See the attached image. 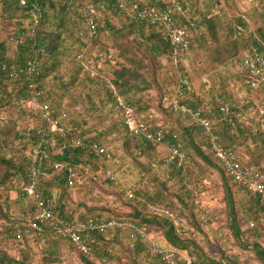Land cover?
Returning <instances> with one entry per match:
<instances>
[{
  "label": "trees",
  "instance_id": "obj_1",
  "mask_svg": "<svg viewBox=\"0 0 264 264\" xmlns=\"http://www.w3.org/2000/svg\"><path fill=\"white\" fill-rule=\"evenodd\" d=\"M0 1L2 3L0 8L2 17L14 19L17 24V29L9 37L10 41H0V81H12L15 86L19 87L22 85L18 95L24 97L23 102L27 99V75L16 71L24 66L29 59L39 58L42 61L39 77L42 79L44 88L45 78L58 72V58L63 54L62 46L66 35L75 40L72 45L76 42L78 45L81 44L80 49L73 56L77 61L79 71L82 70L83 65L79 60V55L82 53V48L86 46L87 35L83 37L79 35V31L84 30L85 24L71 0H30V6L36 5L39 9L37 14H40V24L35 39H31L26 34L31 27V19L33 18L30 7H22L20 0ZM92 1L98 4L99 9L104 7L102 19L98 20V37L93 40L96 46V51L94 49L95 59H99L101 55L111 54L110 49H101L102 34L105 32L115 38L112 42L117 40L118 36L121 40H125L124 42L113 43L120 48L118 56L122 57L126 64L114 71L112 84L117 94L127 104L133 106L143 120L153 123L152 130L154 132L159 130L163 132L164 143L132 135L125 126L123 119L119 124L105 125L103 130L91 136L94 129L92 125L88 124V118L93 114L102 115L105 107L112 103L115 104L116 96L114 90L108 87L103 77L90 74L83 78V86L89 85L90 89L93 88L86 95L88 102L84 101L81 105L83 110L75 111L70 116L68 112L60 110L48 102L51 104L55 117H61L63 112L67 113V117L62 118V121L63 124L68 125V129L63 132L51 131L48 128V122L41 117L39 119L41 125L20 130L12 125V127H5V130L2 129L1 132L12 133L13 138H15L13 140H18L20 143L18 150L21 153H17L15 156V151L8 147V141L0 138V190L4 198L0 199V221L2 224L0 235L4 239L13 240L18 247V254H12L0 247V264H53L60 261L61 246L66 240L57 237L51 225L43 226V231L33 229L30 222L31 214L37 211L36 203L30 196L22 194L16 184L18 181H28L34 163L31 153L40 144L43 147L41 152L46 154L45 156L42 154L40 158L39 168L45 172L39 187L40 192L44 197H48L54 194V189H60L62 199L65 201V203L60 202L59 204L60 214L76 225L92 223L85 230V233L88 234L86 239L90 245L89 252L84 253L78 250L79 256L85 264H95V261L102 264H114V261L117 264H145L141 260L142 255L145 256L149 264H189L180 258L178 251L186 252L191 259V264H247L242 262L239 257L233 259L227 253H223L218 259L210 257L203 247L190 237L194 231L182 229L188 234H181L175 226V220L163 212V210L169 209L174 212L177 218L190 214L196 230L205 233L200 223L196 221L195 215L190 212L191 206H194L195 195L184 182L183 168L179 167L176 161L166 164L164 159L167 154L160 155V148L164 149L166 143H180L185 150L187 154L185 162L188 165L186 173L190 175V180L193 181L194 173L197 171L196 175L202 176L204 173H208L209 169L216 170L222 175L227 211L226 228L231 231L235 242L242 249L251 251L256 261L259 264H264V245L261 242V239H264V224L260 222V217L264 215V200L259 194L236 182L227 174L223 163L215 154L210 135L202 125L194 122L189 114L176 112L167 104V100L171 97L174 89L170 95L163 94L162 96L160 93L163 103L166 102L164 104L166 111L168 110L167 112L173 117L170 115L168 116L169 119L164 120L151 110L153 105L147 99L146 92L153 87L159 91L162 89L157 73L160 67L158 62L162 57L171 60L173 53L171 43L166 39L163 29L160 26L151 25L146 20L129 16L125 10L120 8L117 0ZM131 1L144 5L156 4L160 8L167 5L166 0ZM181 5L186 12L184 15H176V24L189 33L191 48L197 46L211 48L215 60L220 64L227 65L228 59L239 56L241 64L242 57L249 49L253 46L259 47L261 41H264V17L260 27L251 31L244 14L239 15L235 23L225 24L221 19L220 11L209 7L206 11H202L191 1L186 3L185 0H181ZM203 12L205 15L201 16ZM26 21L29 22L28 27L25 25ZM223 26L228 29L231 28V30L225 31L222 36ZM203 27L205 29L201 31ZM190 32L196 34L193 35ZM247 33L250 34L248 36L250 38L245 39ZM131 34L137 35L134 42L128 39ZM10 44L14 45L12 51H10ZM143 45L149 49L147 58L140 51ZM222 52H224V57ZM242 68V77L245 78L247 87L252 91L251 86L247 83L251 73L244 67ZM79 71L76 76L79 75ZM182 71L184 72V68ZM261 90H264V85H261L257 91ZM6 94L10 96L7 91ZM187 97L182 101L194 109H203L201 116L212 123L224 103H235V108L238 109L237 99L233 93L225 92L221 97H213L211 101L205 100L201 96L199 98L197 94V102L192 99L188 101ZM5 98L6 96L0 97V105L6 104ZM42 101L45 100L42 99ZM255 104V101H248L244 108L247 107L248 109ZM161 110L165 111L163 108ZM182 118H188L187 122L189 119L191 122L184 123L185 119L182 120ZM218 120L219 123L216 126L215 122L213 123L212 132L218 136L219 144L234 150L242 163L264 173V166L260 165V159L264 156V130L260 127V123L252 120L258 127L257 131H254L255 126L242 124L235 118L228 121ZM115 133L122 135L127 153L135 157L138 160L137 164L144 170L142 179L148 182L149 178L150 181H156L158 185L155 187L156 189L146 186L133 189L134 194L131 198V202L134 203L133 211L126 216V220L131 223L130 227L123 224L113 228L102 227V222H107L110 218L116 219V217L110 215L111 217L105 218L100 213L94 215L92 214L94 209L85 206L87 211L83 209L81 211L82 203L72 202L67 169L54 172L53 168L55 162H61L73 167L81 176H83L87 166L95 170L103 168L98 159L90 153L87 145L97 142L108 146L110 149L106 140L109 134ZM248 137L251 138L255 148L250 149L249 146L244 145ZM76 138L84 141L82 147L69 144L72 139ZM1 146L5 148L4 151H2ZM26 150H29V155L25 154ZM143 159L149 160L148 166H145L141 161ZM155 164L156 166H154ZM190 164H193L192 168H190ZM104 169H106L105 166ZM161 171H167L172 176L177 175L181 181L180 186L178 188L168 187L166 180H162L160 177ZM107 181L115 184V180L108 178ZM91 187L89 186L88 189ZM235 191H241L244 194V199H247V201L244 200L240 203L241 208L242 206L245 208V214L241 216L234 202ZM12 193H16L18 196L12 199L10 198ZM117 220L121 222L123 219ZM248 222L249 227L244 230L243 225ZM139 229H145L147 233L153 232V230L161 231L167 246L178 254L167 260L163 255L153 253L151 241L143 236ZM41 242L44 244L43 249L40 246Z\"/></svg>",
  "mask_w": 264,
  "mask_h": 264
},
{
  "label": "rangeland",
  "instance_id": "obj_2",
  "mask_svg": "<svg viewBox=\"0 0 264 264\" xmlns=\"http://www.w3.org/2000/svg\"><path fill=\"white\" fill-rule=\"evenodd\" d=\"M186 3H194L197 5L199 10L206 11L207 7L212 8L213 10L220 11V16L222 21L225 24H231V22L235 23L237 17L241 14H244L248 18L249 27H251V31L256 30L263 22L264 17V0H252L251 2L244 0H185ZM2 7V3L0 1V8ZM188 8V6H187ZM189 13H192L189 11ZM203 12L201 16H204ZM102 19V18H101ZM29 21V20H28ZM26 21L25 25L28 27L29 22ZM14 19H4L0 10V41L9 40V37L12 33L17 29V24ZM228 26V25H226ZM230 28V27H229ZM205 29L201 28V31ZM221 31V35L223 36L225 31H230V29L225 28L223 26ZM190 34H196L195 32H190ZM250 34H245V39H248ZM134 34L129 35V41H135ZM103 40L101 42V49H110L109 55L104 56L105 61L99 64V60L95 59L94 63L96 69H98L100 76H107L111 80L114 78V71L121 67V65L126 64L122 57H119L118 53L120 48L116 45H113L114 42L119 43L124 42L125 40H121L120 36H118L117 40L112 42L115 38H113L108 32L102 34ZM138 37H140L138 35ZM112 38V39H111ZM141 38V37H140ZM73 39L67 37L64 38L62 52L58 58L59 67L58 72L55 74H51L47 76L44 80V100L47 102H51L55 107L60 110H64L71 114L75 113V111L83 110L81 106L82 103L88 102L86 99V95L93 89H90V86H83V78L85 75L88 76L87 73H83L79 71V67L77 65V61L74 58V53L80 49V45L76 42L73 44ZM11 45V44H10ZM69 45L70 47H68ZM211 45V44H209ZM99 46V45H98ZM14 50V45H11L10 51ZM94 49L96 51V46L94 45ZM141 53L145 58L149 54V49L146 45H143L140 48ZM196 55L200 60L196 63L193 70L191 68L186 69L185 73L190 78V81L193 83L195 88V92L190 94L187 97L188 101L191 99L197 102V96L204 98L205 100L211 101L213 97H221L225 92L233 93L235 98L237 99L238 109L236 110L239 113L243 114L241 120L237 119L240 123L245 125H253L254 131H257V126L255 122H252L248 117V109L244 108V105L249 102L255 101L258 104L264 105V90L261 91H251L245 82V78L243 75V68L240 64V56L237 58L228 59L229 63L225 65L224 63L220 64V62L216 61L213 53L211 52V48L209 47H195L189 53L193 56ZM11 55V54H10ZM222 56L224 57V52H222ZM227 60V59H226ZM159 69L158 76L161 81L162 89H157L155 87L150 88L148 92H146V97L149 99L153 105L152 111L164 120L169 119L168 116L171 114L166 111L164 101L162 96L170 95L175 87V71L172 66H170V60L167 57H162L159 59ZM188 63V62H187ZM80 72L79 75L76 76L77 72ZM56 75V76H55ZM175 76V77H174ZM200 80H197V78ZM75 79V80H74ZM103 83V82H102ZM102 85V84H101ZM22 86V85H21ZM20 86V87H21ZM19 86H15L14 82L5 80L4 82L0 81V97L6 96V104L0 105V138L8 141L9 149L15 151V156L19 152L18 148L20 144L18 140H13V134H7L5 132H1V130H5V127H12L15 125L17 129H28L29 127H34L36 125H41L39 119H41L36 113H34L33 109L28 106L27 101L24 100L23 96L18 95V91L21 89ZM23 87V86H22ZM10 94L8 96L6 94ZM4 93V94H3ZM162 96H161V94ZM252 100V101H251ZM169 100H167V104ZM169 105V104H168ZM200 106V105H199ZM161 108L165 109V111L161 110ZM170 117H173L172 115ZM189 118V117H188ZM188 118L185 119L184 123L187 122ZM219 113H217L215 119V126L219 123ZM122 122V115L119 111L114 108L113 103L109 104L105 109H103V114H93L90 118H88V124L92 125L94 129L91 132V136H94L97 132L103 130L105 125L110 124H119ZM193 122V121H192ZM252 123V124H251ZM97 125V126H96ZM109 143L110 151L113 152V157L115 159H111L107 162V166L114 170L115 174V184L107 181L105 177L106 169H93L90 166H87L84 169V186L80 189H76L75 191L69 189V193L72 197V202L79 203L82 205L80 210H86L84 208H92L94 211L92 214L96 215L100 213L103 217H111L114 216L116 219L122 218L123 220L120 222L124 226H131L128 220H126V216L132 213L134 203L131 202V198L129 195V191L133 189H138L140 187H151V189H156L158 186L156 181H153L148 178V182L142 179L144 170L140 168V165L137 164V159L127 153L125 149V143L122 135L113 134L108 135L107 140ZM244 145L246 147H250V149L255 148L253 145L251 138L245 140ZM2 151L5 150L1 146ZM167 148H160V155L167 154ZM3 153V152H2ZM29 150L25 151L26 155H29ZM247 155V153H245ZM1 156V154H0ZM248 156V155H247ZM118 159L116 162L115 160ZM145 166H148L150 163L149 160L143 159ZM192 163V162H190ZM194 164V163H193ZM192 164V165H193ZM190 164V168H192ZM260 165L264 166V156L260 159ZM188 166V165H187ZM188 168V167H186ZM184 172V182L186 186L189 188L193 195H195L193 201L194 206H191L190 212L195 215L196 221L200 223L202 229H204L205 233L196 230V227L192 224V216L190 214L188 216H183L180 218L175 217L173 213V219L175 220V226L178 228V231L181 234H188L185 230L194 231L190 237L195 239V241L203 247L204 251L212 258L218 259L223 253H227L231 255L233 259H237L238 257L242 262H246L247 264H259L256 259L253 257V253L249 250L242 249L236 242L234 237L231 234V231L226 228V201H225V192L223 189V178L222 175L216 170H210L208 173H204L202 176H197L194 173L193 181L188 180L190 175L186 173V169ZM160 177L162 180H166L168 187L174 188L179 187L180 178L176 176L170 175L167 171H161ZM192 179V178H191ZM188 180V181H187ZM143 183V184H142ZM89 186H92L90 189ZM134 194V193H133ZM3 194L0 190V199H2ZM18 196L16 193H12V199H15ZM234 202L237 207V210L241 215L245 214V208L241 204L244 199V194L241 191H235L234 193ZM4 199V198H3ZM247 201V199L245 200ZM153 207V206H152ZM151 207V208H152ZM154 209V208H152ZM156 210V209H155ZM87 211V210H86ZM85 211V212H86ZM160 211V210H159ZM20 215V214H17ZM111 215V216H110ZM102 219L104 220V218ZM125 219V220H124ZM260 222L264 224V215L260 217ZM4 223V222H2ZM122 226V225H121ZM251 226V222H250ZM249 227V222L244 223L243 229L247 230ZM113 228V227H112ZM2 229V224L0 221V230ZM140 232L144 229H139ZM150 236L148 239L151 241H155L166 248L167 242L164 240L161 231L153 230V232L148 233ZM208 238V241H207ZM245 238V237H244ZM126 241V239H124ZM261 242L264 245V239H261ZM62 244L60 261L53 264H85L78 252L77 247L72 245L69 241H65ZM41 249L44 248L43 242L40 244ZM0 247L6 249L12 254H18V247L15 245L13 240L4 239L2 235H0ZM38 250V248H36ZM39 251V250H38ZM178 255L181 259H184L189 263L191 259L189 258L186 252L178 251ZM38 260V257H36ZM141 260L144 261L145 264H149L146 260L145 256H141ZM95 264H102L101 262L95 261ZM114 264L117 262L114 261Z\"/></svg>",
  "mask_w": 264,
  "mask_h": 264
},
{
  "label": "built area",
  "instance_id": "obj_3",
  "mask_svg": "<svg viewBox=\"0 0 264 264\" xmlns=\"http://www.w3.org/2000/svg\"><path fill=\"white\" fill-rule=\"evenodd\" d=\"M120 8L126 11L131 17H138L141 20L148 21L151 25L160 26L165 34L166 39L171 43L173 50L172 57L170 60V66L174 68L176 74V85L174 91L169 98V105L176 112L183 114H189L192 120L202 125L208 134L210 135V141L215 151L216 156L223 163L227 174L232 177L236 182L246 186L251 191L260 195L264 200V173L252 166L244 164L240 161L238 154L232 150L227 149L219 144L218 136L212 132L213 123L203 118V109H194L184 103L182 100L186 96L195 92L193 83L190 81L186 72L185 60L189 53L192 51L189 40V33L186 30L176 24V15L185 14V10L181 5V0H166L167 5L160 8L156 4L144 5L139 2H132L131 0H117ZM251 2L252 0H246ZM244 0V2L246 3ZM75 10L83 19L85 28L79 31L80 36L87 35L86 46L82 48V53L79 55L83 68L82 72L90 74L92 76H100L98 69H96L95 52L93 40L98 37V20L102 17L104 7L98 8V4L92 0H71ZM20 5L31 9L33 18L31 19V27L28 29L26 34L31 38L35 39L37 28L40 24L39 9L36 5L30 6V0H20ZM244 18L248 22V18L244 15ZM99 64L105 61L104 56L99 57ZM42 61L39 58L29 59L24 66L16 72H23L27 75V104L31 107L39 117L44 119L49 124L51 131L63 132L68 129V125L63 124L62 118L67 117V113L63 112L61 117H55L51 104L42 99L45 96L42 79H40ZM241 66L248 70L251 74L247 79V83L251 86L253 91H257L261 85H264V41H261L260 46H253L249 51L242 57ZM98 67V66H97ZM184 68V72L182 71ZM102 77V76H101ZM105 83L108 87L114 90L116 96V102L114 108L119 111L122 115L123 122L127 127L128 131L137 137H146L151 141H157L164 143V134L162 131L152 130L154 125L152 122L143 120L137 113L135 108L125 102L120 97L112 80L104 76ZM235 103L227 102L224 103L219 109L220 120H231V118H237L241 120L243 117L242 113L237 112L235 109ZM248 117L252 121L260 123V127L264 130V106L256 103L255 106L248 108ZM69 144L75 147H82L84 141L76 138L72 139ZM89 151L94 155L98 161L102 164L103 168L106 167L105 177L106 179L116 180L114 170L107 166V162L113 157V153L110 151L108 146L101 145L97 142H92L87 145ZM167 155L164 159L166 164L171 162H178L179 167L183 170L186 169L187 164L185 162L187 154L183 150L180 143H166ZM42 145L32 150L33 167L29 175L27 182L18 181L16 184L20 191L24 195L30 196L37 206V211L31 214V226L34 230L43 231V226L51 225L57 237L63 240L71 242L78 250L87 253L90 250V245L86 239L88 236L85 230L88 229L90 224L80 223L78 225L72 223L65 216L59 212V204L65 203L62 199V192L60 189H54L52 196L44 197L40 192V184L42 183V176H45V172H42L39 168ZM116 162L118 159L115 160ZM156 166V164L154 165ZM54 172L67 169L68 173V185L69 189L75 191L84 186V176L79 173L71 166L63 164L61 162L54 163ZM42 173V175H40ZM190 180V178L188 179ZM187 180V181H188ZM130 197H133L132 191H129ZM163 212L171 217L173 213L165 209ZM92 221V220H91ZM122 225L119 220L110 218L107 222H102V227H116ZM143 236L149 237L150 235L144 229L140 232ZM21 236L19 235V238ZM151 250L155 254H161L165 259H171L176 253L172 249H168L165 246L151 240ZM191 264V261H189Z\"/></svg>",
  "mask_w": 264,
  "mask_h": 264
},
{
  "label": "crops",
  "instance_id": "obj_4",
  "mask_svg": "<svg viewBox=\"0 0 264 264\" xmlns=\"http://www.w3.org/2000/svg\"><path fill=\"white\" fill-rule=\"evenodd\" d=\"M190 55L191 56L187 57L186 60H185V66H186V69L191 68L193 70L194 66H196V63H198L201 59L199 60L198 57H196V55H194V53H193V56H192V54H190ZM188 66H189V68H188ZM197 80H199V79L197 78ZM198 83H200V80H199Z\"/></svg>",
  "mask_w": 264,
  "mask_h": 264
}]
</instances>
